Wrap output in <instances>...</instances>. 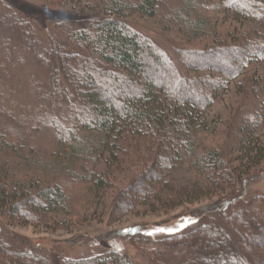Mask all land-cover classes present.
I'll return each mask as SVG.
<instances>
[{"label":"trees","instance_id":"obj_1","mask_svg":"<svg viewBox=\"0 0 264 264\" xmlns=\"http://www.w3.org/2000/svg\"><path fill=\"white\" fill-rule=\"evenodd\" d=\"M61 1L75 12L74 16L86 12L85 8L96 12L87 18L86 24L73 27L63 23L57 32L47 30L46 25L33 17L30 18L34 22L30 18L19 20L17 13L9 12L5 17L0 15V28L10 33L1 43L5 54L10 52L9 48L12 52L15 48L21 52V57H28L37 69L41 65L38 61L40 55L45 60L50 90L53 94L59 93L65 103L72 106L69 108L70 126L67 127L68 118L61 120V129L55 127L64 153L68 157L96 162L103 157L109 164L121 165L126 159L122 151L126 143L128 146L135 144L139 160L144 159L148 164L132 182L131 191L121 194L116 207L120 213L150 197H156L160 204L168 203L171 197H167L162 187L169 186V172L186 158L191 159L200 179L205 177L218 184L223 182L232 190H237L238 193L224 198V210H229L231 205L240 201L245 195L249 177L255 172L250 171L251 168L257 171L262 164L263 150L257 139H251L252 130L259 123V115L243 117L234 129L237 153L254 160L247 162L244 171L239 169L241 164L232 166L230 161L227 162L217 149L198 152L196 137L199 132L208 130L205 115L219 97V91L227 87L229 80L244 72L245 65L252 61L264 62V44H257L251 39L239 43L237 38L233 47L221 46L201 53L177 51L178 61L187 68L183 74L174 60L127 21V16L132 14L154 18L162 0ZM218 2L235 18L247 19L257 14L264 23V0ZM169 20L176 23L187 39L197 38L208 28L194 0L185 1L169 15ZM189 69H202L208 73L190 76ZM59 76L72 87L70 93L62 87L65 81L61 83ZM255 81L256 92L264 96V77H255ZM60 87L63 90H59ZM3 104L0 101V172L4 170L3 154L15 148L12 142L6 140L8 132L2 131L3 115L6 114ZM10 123L9 127L15 129L14 119ZM93 175H90L92 181L103 185L101 177ZM30 187L23 188V182L15 187L0 182V215L9 223L38 224L49 214H56L64 208L67 196L58 185ZM249 202H254L260 209L248 216L251 224H246L239 213L229 217L225 215V218L240 227L235 233L243 250H247L251 257H258L257 264H264V248H260V254L254 249L257 241L264 243V223L259 221L260 211L264 213V196L251 198ZM231 225L233 229L235 226ZM199 228L188 227L184 233L172 234V240L188 239L198 234ZM1 229L0 224V232ZM221 231L216 234L217 241L205 243L208 252H203L190 239L189 243L185 241L173 250L167 247L166 252L152 248L151 261L153 264H192V255L197 254L195 264L197 261L202 264L204 260L206 264H252L243 259L230 243H224L226 236ZM199 232L204 235L203 231ZM0 259L9 264H50L49 258L42 252L18 248L2 237ZM0 264H3L1 260ZM60 264L132 263L125 254L112 249L87 258H61Z\"/></svg>","mask_w":264,"mask_h":264},{"label":"rangeland","instance_id":"obj_2","mask_svg":"<svg viewBox=\"0 0 264 264\" xmlns=\"http://www.w3.org/2000/svg\"><path fill=\"white\" fill-rule=\"evenodd\" d=\"M185 1L188 0H162L154 18L146 19L136 14L127 16L131 26L174 60L183 74L187 68L178 61L177 51L201 53L221 46L233 47L237 44L234 43L237 38L239 43L251 39L257 44H264V23L255 12L247 19L235 18L218 4V0H194L208 28L197 38L187 39L176 23L169 20V15ZM85 9L86 12L74 16L75 12L63 5L61 0H2L0 15L5 17L9 12H15L19 20L26 21L33 17L46 25L47 30L57 32L63 23L73 27L86 24L87 18L96 10ZM0 31V101L6 108V114H2V131L8 132L6 140L15 147L2 156L4 170L0 172V182L12 187L23 182V188L31 185V189L58 185L67 196L64 208L56 214H49L38 224L9 223L0 215V237L18 248L42 252L49 258L50 264H60L61 258H87L112 249L125 254L132 264H153L150 258L152 248L166 252L167 247L173 250L176 245L185 241L189 243L192 239L191 242H195L203 252H208L205 243L217 241V232L223 230L226 236L224 243H230L248 262L259 263L258 257H251L247 250H243L235 233L240 227L227 221L225 215L239 213L246 224H251L249 217L260 209L253 204L255 201L249 200L264 196V96L261 97L255 88V77H264V62L252 61L245 65V71L229 80L227 87L219 91V97L205 115L208 130L199 132L196 137L198 152L217 149L227 162L230 161L232 166L241 164L239 169L244 171L247 162L254 160L237 153L234 129L243 117L259 115V123L254 126L251 139H257L263 150L262 164L257 171L251 168L250 171L255 172L248 179L243 198L231 205L229 210H224V198L238 193L237 190H232L223 182L218 184L205 177L200 179L191 159L186 158L169 172V186L162 187L167 197H171L168 203L160 204L156 197H150L120 213L116 207L121 194L131 191L129 187L132 182L148 163L144 159L139 160L134 143L129 146L126 143L122 150L126 159L121 165L109 164L103 157L97 162L68 157L59 144L55 127L61 129V120L68 118L67 127L70 126L69 108L72 106H68L59 93L53 94L50 90L45 60L39 55L41 65L37 69L28 57H21L20 51L15 48L13 52L9 48L10 52L6 55L1 43L10 33L4 28H0ZM191 70L188 71L190 76L208 73L202 69ZM58 79L61 83L65 81L60 76ZM63 84L62 87L70 93L72 87L66 81ZM62 87L59 90H63ZM13 119L16 128L12 130L9 126ZM91 174L101 177L103 185L94 183ZM197 183L200 184L199 188H196ZM260 212L258 220L264 223L263 210ZM231 221L234 218L231 217ZM231 224L235 226L233 229ZM199 226L205 229L199 228L204 235L198 231L188 239L172 240V234L184 233L188 227L197 229ZM259 242L254 247L258 254L261 253L260 248H264V243ZM196 255H192V264H195ZM0 260L3 264H9L6 260ZM202 264H206V261Z\"/></svg>","mask_w":264,"mask_h":264}]
</instances>
